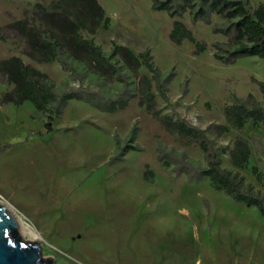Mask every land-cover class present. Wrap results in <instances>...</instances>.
Returning a JSON list of instances; mask_svg holds the SVG:
<instances>
[{
	"label": "rangeland",
	"instance_id": "obj_1",
	"mask_svg": "<svg viewBox=\"0 0 264 264\" xmlns=\"http://www.w3.org/2000/svg\"><path fill=\"white\" fill-rule=\"evenodd\" d=\"M50 1L0 0V59L19 56L47 75L57 95L82 87L97 96L84 90L83 98H70L46 131L52 105L37 111L28 100L1 102L12 84L0 73V148L5 147L0 201L28 224L22 237L36 239L42 256H51L54 264H264V217L216 190L206 176L177 161L163 163L167 156L160 160L159 151L198 167L206 158L195 139L166 130L139 104L145 76L159 115L179 116L203 129L214 148H225L218 152L220 166L238 173L246 189L264 195V126L248 121L239 129L224 117L232 95L250 93L263 102L254 79L264 81V58L217 60L213 45L226 49L230 41L214 32L226 25L216 14L192 21L188 10L173 18L153 10L152 0H98L108 27L80 34L106 55L112 42L134 54L149 50L167 81L163 99L144 65L133 72L114 58L120 75L106 78L80 63L65 70L56 61L26 56L24 40L8 24L29 18L35 3ZM249 2L255 7L261 0ZM174 19L204 45L200 53L192 41L176 44L169 38ZM109 99L118 101L115 109L102 110ZM122 100L126 105L118 107ZM213 125L227 128L220 133ZM238 138L250 149L245 168L233 166L227 151Z\"/></svg>",
	"mask_w": 264,
	"mask_h": 264
},
{
	"label": "trees",
	"instance_id": "obj_2",
	"mask_svg": "<svg viewBox=\"0 0 264 264\" xmlns=\"http://www.w3.org/2000/svg\"><path fill=\"white\" fill-rule=\"evenodd\" d=\"M151 8L164 10L171 18L188 10L192 21L209 20L212 13L223 18L226 25L215 26L213 30L227 36L230 47L224 49L218 43L213 46L214 57L225 64H231L242 57L264 58V0L255 7L249 0H152ZM108 23L109 18L98 0H51L48 5L35 3L29 18L25 16L15 20L8 27L24 40L26 56L38 62L56 61L65 70L72 68L73 63H80L92 72L110 78L120 75L117 59L133 72L144 65L150 72L159 95L166 99V80L160 77L154 67L149 50L134 54L126 46L112 42L111 52L106 55L91 37L80 34L84 30L92 35L99 27L106 29ZM169 38L176 44H180L183 39L194 42L196 54L204 49V45L194 41L191 31L178 19L172 21ZM0 73L7 84H12V89L3 94L1 102L20 105L28 100L37 111H45L52 105L45 122L46 131L52 130L54 114H60L62 106L70 98H83L84 90H87L89 97L97 96L96 92L82 87L68 89L57 95L52 81L45 73L25 64L15 55L0 59ZM254 81L262 94V103L250 93L243 98L232 95V101L224 109L226 122L236 128H242L248 121L264 126V81ZM140 84L139 104L158 118L166 130L195 139L206 158V164L202 167L194 166L183 157H175L163 151H159V159L162 160L165 155L167 157L162 160L163 163L177 161L179 166L193 170L198 176H206L216 190L225 192L247 206H254L264 217V195L246 189L238 173L220 166L218 152L225 148H214L205 131L184 118L160 116L159 111L154 109V97L149 90L148 78L142 76ZM109 102L101 109L113 111L118 101L109 99ZM124 105L126 100H122L118 107ZM213 127L220 133L227 128L225 125ZM135 131L134 128L132 138ZM4 149L5 147L0 148V152ZM227 151L233 166L245 168L248 165L250 149L245 140L236 139ZM251 171L257 180H261L256 167H251Z\"/></svg>",
	"mask_w": 264,
	"mask_h": 264
},
{
	"label": "water",
	"instance_id": "obj_3",
	"mask_svg": "<svg viewBox=\"0 0 264 264\" xmlns=\"http://www.w3.org/2000/svg\"><path fill=\"white\" fill-rule=\"evenodd\" d=\"M0 264H54L43 257L39 242L25 240L12 213L0 204Z\"/></svg>",
	"mask_w": 264,
	"mask_h": 264
},
{
	"label": "bare ground",
	"instance_id": "obj_4",
	"mask_svg": "<svg viewBox=\"0 0 264 264\" xmlns=\"http://www.w3.org/2000/svg\"><path fill=\"white\" fill-rule=\"evenodd\" d=\"M0 204L1 205H3L8 211H10L11 213H12V215H13V217L15 218V221L17 222V224H18V226H19V229H20V232H21V234H23V230L24 229H28L29 227L26 225V224H24L22 221H21V219L15 214V213H13V211H11L10 209H9V207L5 204V203H3V202H1L0 201ZM32 231V230H31ZM31 233V232H30ZM33 233V232H32Z\"/></svg>",
	"mask_w": 264,
	"mask_h": 264
}]
</instances>
